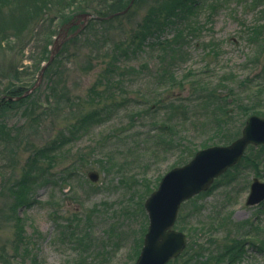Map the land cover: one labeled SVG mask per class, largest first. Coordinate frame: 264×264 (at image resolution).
<instances>
[{"label": "rangeland", "instance_id": "374dc122", "mask_svg": "<svg viewBox=\"0 0 264 264\" xmlns=\"http://www.w3.org/2000/svg\"><path fill=\"white\" fill-rule=\"evenodd\" d=\"M47 1L46 7L44 0H0L1 96L10 84L30 89L37 83L55 41L56 46L62 42L31 99L36 102L32 112L24 115L27 106H23L4 121L3 137L23 138L18 149L0 145L2 157L13 152L0 161V264H135L149 228L144 204L163 177L190 162L195 155L189 156L191 151L229 145L241 135L250 115L264 117V108H256L249 89L243 87L256 77L254 84L264 83V0H216V15L204 24L201 37H193L173 58H166L160 46L130 54L122 66L141 73H128L132 76L118 87L117 95L127 96V107L116 108L112 120L104 124H86L76 135L60 131L79 117L78 111L92 108L88 91L105 66L103 51L114 47L109 36L118 40L120 30L137 31L154 5L141 0L132 8L135 0L121 19L96 24L92 30L89 19L83 28L73 27L65 39L66 25L78 15L100 12L108 0H85L89 4L85 8L91 7L85 13L77 10L76 0ZM206 44L214 47L204 49ZM171 63L180 80H199L202 90L214 96L209 104L194 101L187 87L182 92L189 99L187 120L177 128L175 124L172 138H160L153 122L167 121L166 114L158 112L154 118L149 113L151 118L134 123L131 117L158 98L162 89L153 77L161 70L170 71ZM160 139H169L173 146L162 145ZM41 147L47 156L41 161L42 170L20 187L23 171ZM92 171L100 175L96 183L88 178ZM254 178L264 182V146L250 148L209 191L182 205L174 228L187 236L190 248L170 264L188 258L194 243L206 242L210 237L200 230L203 224L211 227L216 218L230 216L242 235L264 228V203L246 205ZM22 190L27 195L25 206L19 205L16 194ZM229 222L219 241L234 231ZM239 264H264V253L247 248Z\"/></svg>", "mask_w": 264, "mask_h": 264}, {"label": "trees", "instance_id": "16d2710c", "mask_svg": "<svg viewBox=\"0 0 264 264\" xmlns=\"http://www.w3.org/2000/svg\"><path fill=\"white\" fill-rule=\"evenodd\" d=\"M73 2H75V0H73ZM131 2L132 0H108L105 2L103 7L101 6V9L99 10L100 12H97L94 15L100 18H106L110 15L124 11L129 7ZM140 2L141 0H136L132 8ZM44 3H46V7L49 4L47 0H44ZM76 3L79 5L77 10L83 11V13L89 10V8L91 9V7L85 8L86 5L89 6L85 0H76ZM215 3L216 0H151L150 4H153L154 7L152 6L146 11V15L142 23L138 25L137 31L132 33L130 32L129 34L124 32V30H120L119 34L121 37L118 40L115 39L116 36H109V40L111 43H114V47L109 51H103L107 52L103 54V61H105L103 65L105 66H102L100 69L99 81L88 91V94L90 95L89 106L92 108L87 111L83 110L85 113H83V111H78L77 116L79 117H76L77 119L74 122L62 125L63 128L60 131L61 134L76 135L80 133L83 130L82 128L88 123L99 125L112 120V117L116 112V108L120 109L122 107H127L128 105L127 96L123 97L122 95H117L116 93L119 91L118 87L122 83L121 80L129 79L128 77L132 76V74L135 76L136 74L141 73L133 67L122 66V60L126 61L131 56L130 54H137L139 52H143L147 47L155 48V46H160L161 49H163L166 58H173L174 54L186 47L188 42H190L193 37H201L202 30H204V24H208L211 21V18H214L216 15ZM42 11L43 8L41 12ZM205 13L206 20L202 21V16ZM124 16L125 15L115 18L121 19V17ZM60 18L63 19L64 16ZM112 23V19L92 20L89 23L88 28L92 30L93 26L96 24L102 25ZM254 29H256V27H254ZM212 46L213 45L211 44L209 46L206 44L204 49ZM48 59L49 56L47 60ZM172 67L173 70H171ZM174 71V64L171 63L170 71L161 70V73H157L153 77L154 81L158 84V88L162 89V91L159 92L158 98L154 99L151 105L147 106L141 112L138 110L137 113H133V116L131 117V122L134 123L135 119L145 120L151 118L148 115L149 113H151L154 118L158 112L166 114L168 118L167 121L160 122L157 119H152L154 120L153 130L158 132V137L160 138L163 136L172 138L174 129L183 125L182 123L187 120L190 110L188 104L189 99H185L182 96L184 93L183 91H186L187 87L192 90V95L195 97L194 101H201L205 104H209L212 95L214 96V93H206L202 90L204 87L201 81L196 79L187 81V77H183V80H180ZM262 73H264V70ZM255 80L258 81L259 77H256ZM255 80L247 79L246 82L248 83H244L243 87L249 89L248 91L250 94L248 96L251 103L256 104V108H259L260 105L264 108L262 106V104H264V83L256 82L254 84L253 82H255ZM186 82H189L190 85H186ZM6 88V95L13 98L21 96L24 92V89H22L23 86L10 84L9 86H6ZM25 89L27 90L28 88ZM34 95L35 92L17 102L0 100L1 146H9L10 149H18L23 136L14 134L11 137H3V135H7V124L4 121H6L5 119L7 114L23 106H27L25 108L24 115L28 112V110L29 112H32L31 109L36 103L31 101ZM2 96L0 94V99ZM129 102L131 103V100ZM147 103L148 102H145L143 104ZM149 103L151 102L149 101ZM175 124L177 125L176 128ZM128 126L130 127V125ZM160 141L163 143L162 145L173 146V144L169 142V139L167 141L160 139ZM196 152L192 154L191 151L189 156L194 155ZM45 153L46 150L42 147L37 151H34L32 154L33 157L29 160L27 171H23V180L18 183L20 187H23V185L27 186V179L33 180L36 173L42 170L41 161L42 159L47 158ZM6 155H8V157H12L13 152L11 155L8 151H6L3 157L0 154V161H3L2 158L8 160ZM188 160H185L184 163H187ZM81 163L82 160L78 159V164L81 165ZM1 171H3V167H0V172ZM16 194L19 198V205L25 206L27 204L26 193L22 190ZM226 220L230 221L229 224H232L231 229L234 231H229L230 233L228 232L227 234H224L225 237L221 238L219 241L218 235L221 233V229L227 227V223L225 222L228 221ZM206 226V224H203L204 228L200 231L203 232L206 230L211 239L209 238L206 242H202L200 244L194 243V247L186 253L189 257H184L180 264H239L241 258L243 259L247 248H252L255 251L264 253V228H254L253 234L248 233V235H242L241 233L235 231L234 228L237 225L233 224L230 216H227L225 219L216 218V220L210 225L211 227L207 228ZM222 240L224 241L222 242ZM215 246L216 249L214 250ZM190 253H192V256H190Z\"/></svg>", "mask_w": 264, "mask_h": 264}, {"label": "water", "instance_id": "95a60500", "mask_svg": "<svg viewBox=\"0 0 264 264\" xmlns=\"http://www.w3.org/2000/svg\"><path fill=\"white\" fill-rule=\"evenodd\" d=\"M134 1L125 11L105 19L126 14ZM89 19H98V17L89 13L76 16L70 25L65 26L67 31H64L63 37L66 39L69 29L74 26L81 25L83 28ZM58 42L55 41V50L42 68L38 82L27 94L40 86L46 70L61 50L62 42L56 46ZM22 98L20 97L19 100ZM250 145H264V118L258 115H252L247 119L242 136L232 144L200 150L188 164L176 167L164 176L158 189L151 194L144 205L150 225L141 254L135 264H169L185 251L187 237L174 229L182 204L208 191L217 178L241 162ZM88 177L93 182H97L100 175L93 171ZM262 201H264V183L256 178L251 185L246 204L254 206Z\"/></svg>", "mask_w": 264, "mask_h": 264}, {"label": "flooded vegetation", "instance_id": "af4514ba", "mask_svg": "<svg viewBox=\"0 0 264 264\" xmlns=\"http://www.w3.org/2000/svg\"><path fill=\"white\" fill-rule=\"evenodd\" d=\"M22 89H24V92H23V94L24 95H26V93L28 92V90H26L24 87L22 88ZM20 97H17L16 99H14L13 97H11V96H8V95H4V96H2L1 97V99L0 100H6V101H21V100H23V99H20V100H18Z\"/></svg>", "mask_w": 264, "mask_h": 264}]
</instances>
